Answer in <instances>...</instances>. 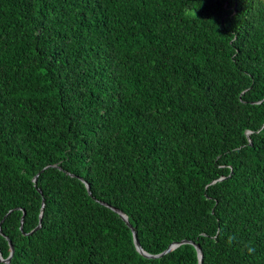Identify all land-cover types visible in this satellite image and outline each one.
Listing matches in <instances>:
<instances>
[{
    "label": "trees",
    "instance_id": "trees-1",
    "mask_svg": "<svg viewBox=\"0 0 264 264\" xmlns=\"http://www.w3.org/2000/svg\"><path fill=\"white\" fill-rule=\"evenodd\" d=\"M100 202L264 264V0H0L2 258L199 264Z\"/></svg>",
    "mask_w": 264,
    "mask_h": 264
},
{
    "label": "water",
    "instance_id": "water-1",
    "mask_svg": "<svg viewBox=\"0 0 264 264\" xmlns=\"http://www.w3.org/2000/svg\"><path fill=\"white\" fill-rule=\"evenodd\" d=\"M247 135H249V133H247ZM50 167H52V168H59L57 165H54V166L46 167L45 169L50 168ZM45 169H43V171H44ZM38 176H39V175H37L36 177L33 178V181H34V182L37 181ZM85 184H86L87 189L89 190V193H90V187H89L88 183L85 182ZM39 192L42 193L41 190H39ZM100 203H101L102 205L108 207V208H111L113 211H115L116 213H118V214L122 217V219L126 222V224L130 227V229H131L132 232H133L134 241H135V245H136L137 250H138L143 256H145L146 258H152V259H155V258H161V257H163L164 255H166V254L170 253L171 251H173L174 249H176V248H177L179 245H181V244H192V245H194L195 248L197 249V252H198V258H199V264H203V254H202V249H201V247H200L198 244H195V243L192 242V241H183L182 243H174V244L170 245L169 248H168L165 252H163V253H161V254H159V255H150V254H147V253L144 252V250L142 249V247H141V245H140V243H139V241H138V238H137V232H136V230L132 227V225L130 224V222L128 221V216L125 215L123 212H121V211H119V210H117V209L111 207L110 205H108V204H106V203H104V202H100ZM11 213H12V211H10V212L8 213V215H10ZM24 217H25V212H24V214H23L22 221H21V226H20L21 231H23ZM2 222H3V221H1V223H0V228H1V224H2ZM39 228H40V226L37 227L34 231L38 230ZM0 233H2V232H1V229H0ZM30 234H32V232H31ZM30 234H29V235H30ZM8 241H9V240H8ZM9 243H10V246H11V251H12V252H11V257H12L13 254H14V248H13L12 243H11L10 241H9ZM11 257L8 258L7 260H4V259L2 258V256L0 255V262H4V263H7V264H8V263L11 261Z\"/></svg>",
    "mask_w": 264,
    "mask_h": 264
},
{
    "label": "clouds",
    "instance_id": "clouds-1",
    "mask_svg": "<svg viewBox=\"0 0 264 264\" xmlns=\"http://www.w3.org/2000/svg\"><path fill=\"white\" fill-rule=\"evenodd\" d=\"M235 240V237L234 236H229V238H228V243L229 244H231L233 241ZM13 246V245H12ZM14 248V247H13ZM12 252V251H11ZM14 252H15V250H14ZM247 252H248V254L249 255H251V254H253L254 252H255V248L254 247H252V246H248L247 247ZM0 255L2 256V254H1V252H0ZM14 255V254H13ZM11 257V254H10V256H9V258ZM13 257V256H12ZM12 257H11V259H12Z\"/></svg>",
    "mask_w": 264,
    "mask_h": 264
}]
</instances>
